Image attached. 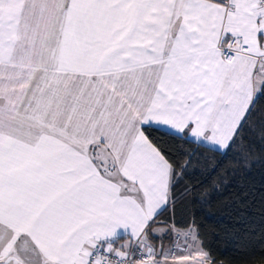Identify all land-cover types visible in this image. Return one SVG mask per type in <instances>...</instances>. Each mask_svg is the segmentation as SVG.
<instances>
[{
	"label": "snow or ice",
	"instance_id": "6c2138e0",
	"mask_svg": "<svg viewBox=\"0 0 264 264\" xmlns=\"http://www.w3.org/2000/svg\"><path fill=\"white\" fill-rule=\"evenodd\" d=\"M207 153L264 163V0H0V264H220Z\"/></svg>",
	"mask_w": 264,
	"mask_h": 264
},
{
	"label": "trees",
	"instance_id": "16d2710c",
	"mask_svg": "<svg viewBox=\"0 0 264 264\" xmlns=\"http://www.w3.org/2000/svg\"><path fill=\"white\" fill-rule=\"evenodd\" d=\"M207 155L208 161L201 157L198 165L194 163L199 170L190 178V183L202 184L203 191L195 202L189 199L178 204L176 219L192 216L201 225L220 264H233L242 250L255 251L259 256L264 237V163L247 169L233 163L236 171L227 174L222 183L227 170L209 175L214 159L211 153ZM255 264H264V260L258 259Z\"/></svg>",
	"mask_w": 264,
	"mask_h": 264
}]
</instances>
